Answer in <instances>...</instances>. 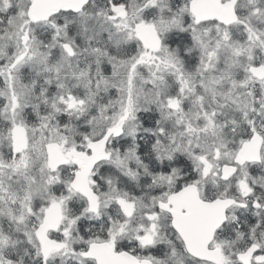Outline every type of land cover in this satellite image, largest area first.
Instances as JSON below:
<instances>
[{"label": "snow or ice", "instance_id": "6c2138e0", "mask_svg": "<svg viewBox=\"0 0 264 264\" xmlns=\"http://www.w3.org/2000/svg\"><path fill=\"white\" fill-rule=\"evenodd\" d=\"M0 264H264V0H0Z\"/></svg>", "mask_w": 264, "mask_h": 264}]
</instances>
